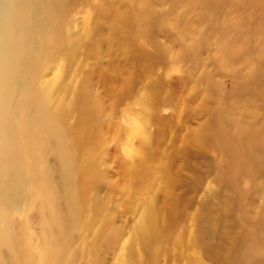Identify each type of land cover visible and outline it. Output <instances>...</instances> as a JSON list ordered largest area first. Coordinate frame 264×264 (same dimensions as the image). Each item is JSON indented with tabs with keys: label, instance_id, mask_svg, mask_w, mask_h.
Instances as JSON below:
<instances>
[{
	"label": "rangeland",
	"instance_id": "rangeland-1",
	"mask_svg": "<svg viewBox=\"0 0 264 264\" xmlns=\"http://www.w3.org/2000/svg\"><path fill=\"white\" fill-rule=\"evenodd\" d=\"M55 3L33 0L22 29L35 64L14 69L1 105L19 158L5 165L0 151V264H183V233L188 253L217 264L191 244L196 218L227 211L208 168L220 157L213 146L194 156L189 132L213 118L227 128L219 112L264 113V0ZM37 93L51 113L82 95L88 116L73 109L63 132L69 157L41 136ZM237 174L244 196L231 193L223 228L264 205ZM214 235L205 243L227 252Z\"/></svg>",
	"mask_w": 264,
	"mask_h": 264
},
{
	"label": "bare ground",
	"instance_id": "bare-ground-1",
	"mask_svg": "<svg viewBox=\"0 0 264 264\" xmlns=\"http://www.w3.org/2000/svg\"><path fill=\"white\" fill-rule=\"evenodd\" d=\"M52 1L58 5L62 0ZM4 2L5 11L0 19V136L4 142L2 145L0 143V151L3 163L10 165L17 162L19 158L18 147L14 141L16 130L7 121L8 116L6 117L4 106L1 105L10 93V82L13 78L14 69L21 63L25 72L30 73L33 70V64H35V58H32L29 45L34 33L22 29L24 17L29 15L33 0H4ZM11 51L13 56H6ZM39 94L34 95L32 100L36 106L35 111L39 115L38 117H41L38 119L41 125V136L47 142L57 143L56 151L69 157L70 152L65 150L62 144L63 132L68 121L67 118L73 109L80 112L79 114L84 113L86 117L88 110H85L82 95L78 97L76 105L69 106L67 109H60L57 111L58 113L53 111L51 113L49 110H45L48 106V97ZM218 115V118L221 116L225 121L227 128L218 126L213 118L212 121L200 125L199 129L193 128L189 133H191L190 136L198 148L194 156H199L200 151L209 146H213L219 154L220 158L211 161L208 168L214 174V182L220 189L218 197L225 203L227 211L218 213L217 210L208 208L205 220L200 217L196 218L193 223L195 232L191 247H200L203 249L201 252H203L205 259L212 260L217 264H264V205L257 208L258 205H244L241 208L240 220L244 223V227L235 225L234 221L227 228H223L220 224V222L227 223L228 218L224 217L229 214L230 204L237 199H234L231 193L236 192L239 197L243 194L241 192L243 187L238 183L237 173L243 172L252 177L249 183L251 191L256 188L264 192V186L253 182L257 171L260 172L259 168L264 170V113L261 114L258 110H254L250 116V121L241 120L240 117L234 118L229 114L220 112ZM82 122L83 118L80 116L77 123L81 125ZM232 135H234L233 138ZM186 150L191 153L189 147ZM151 155L150 152L147 158ZM249 202L254 203L253 200ZM207 224L208 226H206ZM209 234H215L214 236L222 234L224 243L230 246L228 251L226 252L224 247L213 250L209 243H205V236ZM181 239L183 246L178 256L180 263L208 264L203 263V260L197 256L188 253L190 247L185 242L186 233L182 234ZM168 254L173 256L171 251ZM204 257L201 258L204 259Z\"/></svg>",
	"mask_w": 264,
	"mask_h": 264
}]
</instances>
